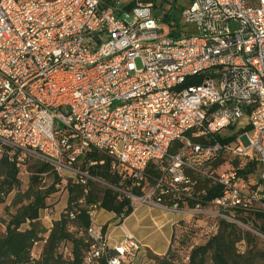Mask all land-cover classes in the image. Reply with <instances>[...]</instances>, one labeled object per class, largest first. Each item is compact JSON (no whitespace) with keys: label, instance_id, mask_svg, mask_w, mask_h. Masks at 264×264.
I'll list each match as a JSON object with an SVG mask.
<instances>
[{"label":"built area","instance_id":"1","mask_svg":"<svg viewBox=\"0 0 264 264\" xmlns=\"http://www.w3.org/2000/svg\"><path fill=\"white\" fill-rule=\"evenodd\" d=\"M131 3L154 8L0 0V156L18 170L32 158L73 183L104 185L132 211L145 205L195 219L206 236L219 221L248 228L243 218L264 214V0H190L178 26L164 29L135 14L122 20ZM193 77L202 82L183 87ZM93 152L109 160L118 186L90 175L104 164L86 159ZM251 162L256 184L237 173ZM211 187L222 194L203 202ZM97 207L82 199L69 214L85 208L91 219L84 263L112 251L108 264H134L143 246L95 226Z\"/></svg>","mask_w":264,"mask_h":264},{"label":"trees","instance_id":"2","mask_svg":"<svg viewBox=\"0 0 264 264\" xmlns=\"http://www.w3.org/2000/svg\"><path fill=\"white\" fill-rule=\"evenodd\" d=\"M143 3H153L155 0H141ZM134 3H131L123 8L125 11H132ZM164 23L173 22L178 26V18L165 14L162 18ZM173 36L176 34L173 33ZM202 77L188 78L183 84V87L197 85L202 82ZM234 138L224 140L229 142ZM198 141H202L199 139ZM86 159L92 161L103 160L102 166L95 165L89 169L90 175L94 178H100L107 183L118 186V177L109 173V160L97 153H90ZM237 165V162H233ZM256 162L248 163L244 169L238 170L239 176L247 178L253 175L256 171ZM49 166L41 163L39 168L30 178V186L24 193H16L11 204L12 206L22 205L24 202L27 205H22L19 211L6 224L5 233L0 237V264H85L84 259L89 251L90 240L86 237L85 232L91 224V219L87 209H79V213L71 219L70 212L78 207V201L84 199L86 205H98V209L112 212L116 216L120 215L124 207L127 205L125 217L131 214L132 210L128 206L129 202L126 199L117 200L118 194L114 191L104 188L100 191L99 184L87 182L86 184L73 183L72 180L67 181V204L60 218L53 222L47 239L46 246L42 254V258L37 261L29 260V249L34 239L37 238V213L46 208L45 200L51 193L56 192L55 186L60 183L61 179L54 173V182L46 192H40L35 189L36 184L40 179V175L49 170ZM152 176L155 173L150 172ZM19 170L15 163L8 160L5 155L0 156V203L16 188L19 187L18 179ZM258 175V174H257ZM256 187V186H255ZM254 187V188H255ZM199 187H196L198 190ZM84 190H87V195L84 196ZM137 194L139 191L135 190ZM222 194L221 190L216 187H211L206 190L205 195H202V201H210ZM190 206H193L191 203ZM251 217L264 221V214L254 213ZM248 216V218H251ZM246 218H243L245 223ZM26 220L32 222L31 229L25 232H18V227ZM179 227V226H178ZM259 233L264 236V226L261 228L254 227ZM177 230V229H176ZM175 230V231H176ZM201 233V231H200ZM81 234V235H80ZM199 241L188 253V260L185 264H262L264 263V251L247 249L240 252L239 245L247 244L249 247L252 242L257 240V237L243 228L230 224L225 221H219L218 229L214 235L206 236L199 235ZM201 242V243H200ZM67 249V253L64 250ZM114 253L109 251L106 256L98 258L94 264H108V256ZM169 254V253H168ZM167 254V255H168ZM167 255H163L158 260V264H170L167 260ZM164 257V258H163ZM131 264V263H128Z\"/></svg>","mask_w":264,"mask_h":264},{"label":"rangeland","instance_id":"3","mask_svg":"<svg viewBox=\"0 0 264 264\" xmlns=\"http://www.w3.org/2000/svg\"><path fill=\"white\" fill-rule=\"evenodd\" d=\"M190 0H155L154 2V8H137L134 9L133 13H123L120 18L122 20L129 21L132 14H135L142 18H153L157 21V24L161 28H166V23H164L161 19L163 16L167 13L170 14V16L176 18L178 17L179 13L182 9L186 8ZM246 125V122L244 120H241L238 123L237 128H244ZM41 162L32 158H25L21 167L19 168V174L18 179L20 181V185L18 188H16L13 192H11L2 203H0V237L4 235L5 233V227L8 221L19 211L20 207L22 205H27L26 202H24L22 205L19 206H12L11 202L16 195V193H24L27 191V189L30 186V178L35 173V170L39 168ZM258 167V164H257ZM257 167L256 171L253 175L249 176V181L253 184H256L257 182ZM54 170L49 169L47 172L40 175V179L38 183L35 186V189H38L40 192H46L48 191V188L53 184L54 182ZM57 175L60 177L61 182L55 186L56 192L51 193L48 198L45 200V206L46 209H42L37 213V230L39 231L37 233V238L33 240L29 251V260L31 261H37L42 258V254L45 250V240L48 237V234L50 233V229L53 225V219H56L61 216V211L63 209L64 200L66 196V190L64 188V181H68V179H74V177L71 174H67L64 172H59ZM104 188H106L104 185L99 184L100 191H103ZM48 211L46 212V210ZM98 216H96V213L94 214V222L95 225L100 222L101 218L104 217V212H101L100 210H96ZM60 214V215H59ZM177 224L176 228L177 230L173 232V235L171 237L170 246L168 250L166 251L167 260L170 261V264H185V256L188 255L189 251L196 246L197 242L199 241V235L200 230L194 228L196 225L197 220L190 221L188 224L187 220H180L179 217H177ZM247 219V220H246ZM245 223L248 228H244V231L250 232L252 235L257 237V240L255 242H252L251 245L248 247L246 243L244 245L240 246L239 251L244 252L247 249L252 250H261L264 251V236L259 235L256 228H261L264 226V221L260 219H256L255 217L246 218ZM119 222V221H117ZM32 222L29 220H26L24 223H22L17 231L18 232H25L30 230ZM179 226V227H178ZM201 243V242H200ZM140 252L141 256L134 264H158V260L162 258V256L153 254V252L149 249L143 248ZM164 258V257H163ZM264 264V263H262Z\"/></svg>","mask_w":264,"mask_h":264},{"label":"crops","instance_id":"4","mask_svg":"<svg viewBox=\"0 0 264 264\" xmlns=\"http://www.w3.org/2000/svg\"><path fill=\"white\" fill-rule=\"evenodd\" d=\"M67 197L68 195L66 192L61 213H63L66 208ZM98 210L104 212V217L95 225L93 216V224L111 230L114 241L119 242L123 234L128 233L132 235L143 248L149 249L153 254L159 256L165 255L168 250L173 232L177 229V217H179L149 206L140 205L119 224V222H117L119 220L114 213L102 209ZM95 213L96 216H98L97 212ZM59 218L60 217L53 219V222Z\"/></svg>","mask_w":264,"mask_h":264},{"label":"water","instance_id":"5","mask_svg":"<svg viewBox=\"0 0 264 264\" xmlns=\"http://www.w3.org/2000/svg\"><path fill=\"white\" fill-rule=\"evenodd\" d=\"M260 235V234H259Z\"/></svg>","mask_w":264,"mask_h":264}]
</instances>
